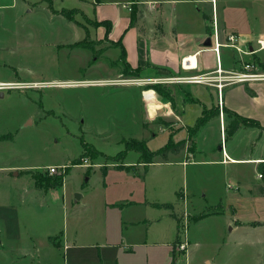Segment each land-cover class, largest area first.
<instances>
[{
  "label": "crops",
  "instance_id": "1",
  "mask_svg": "<svg viewBox=\"0 0 264 264\" xmlns=\"http://www.w3.org/2000/svg\"><path fill=\"white\" fill-rule=\"evenodd\" d=\"M46 2L49 3V1ZM109 3L111 2L93 0L91 6L92 15L90 16L89 10L81 7L77 9L71 8L77 10V13L70 20L61 14L62 9L66 8H62L61 10L54 9L51 0L48 4L47 16L51 18L56 26L51 32L58 38L61 35V30L64 28L68 34H74L75 36L64 39V42L56 38L53 44L57 47L67 44L71 47L70 49L81 47V54L88 65H94L97 62L102 64L103 62L101 63L99 60L100 57L112 54L114 59L112 60L113 67L117 61H121L123 66L126 64L131 69L138 71V77L125 80L119 79L123 75L122 72L117 68H112L110 65V68H107L109 76L106 77L94 76L79 78L77 80L49 79V81L33 80L30 78L29 80L19 79L30 83L43 82L46 84L45 87L19 90L39 91L44 88H63L64 86H82L94 89L126 88L125 90H132L137 95L139 103L136 114L139 116V120L151 122L159 118L160 122L168 123L169 127L171 123L177 125L178 128L180 127L176 132H173L175 134L170 135V138L174 142L186 140V149L178 153L168 154L166 159H156L157 155L152 158V162L145 163L138 159L137 154L127 160V162L126 160L125 162H112L109 165L108 163H94L96 167L99 166L100 168L102 179L99 191L101 193L96 205L97 214L93 212V216L90 217H96V220L101 224L99 234L103 237L104 241L100 244V247L105 250L106 258L102 259V262L99 264H171V262L172 264H191V261L196 256L197 247L194 250L193 248L188 249L186 246V250L182 251L181 257L177 255V252L179 253L180 251L175 250L176 241L174 242V233L176 221L177 219L180 220V216L183 218L189 216L197 217L209 211H213L212 215L214 216H222L223 210L226 208L231 213L236 212V201L248 204L247 206L251 204L259 208V210H264V130H261V127H264V82L233 84L223 88L219 95L217 89L203 83H174L170 84V86L176 85L178 88H184L185 92L175 96L171 95L168 101L161 99L156 93L153 94L151 92L150 95L149 91L144 90V87L149 82L154 84L155 78L162 76L196 75L214 69L216 52H213L210 46L206 47L203 44L208 38L206 26L209 29L212 28L214 21L222 40L224 39L222 34L226 36L230 31L238 29L241 32L246 31L247 34L245 33V35L239 34L244 36L247 41L254 42L257 38L264 37V30L260 32L255 31L254 28L249 26V22L241 29L237 21L233 22L229 20L224 14L226 10L230 9V1L226 0L224 2L221 1L222 8L218 6L217 0L215 2L214 0H137L129 5V7L132 6L133 10L136 11L137 19L134 26H130L129 24L131 14L128 12L129 9L125 12L118 6ZM144 5L148 6L145 8L143 7ZM78 14L85 16L92 23L109 20L112 24L111 29L106 34V27L103 24H93L92 27L83 25L80 20L77 21L74 17ZM204 15L207 16V19H204ZM81 29H84L86 34L83 38L76 40L75 34ZM105 41L109 43V46L103 47V49H106L104 51L101 50L103 51L102 56L97 55V52L94 51L93 43L90 42L104 43ZM78 42H85L86 46L78 45ZM121 48L124 50L123 59ZM48 52L46 54L50 56ZM218 52H220L222 67L226 69L232 68L233 51L221 46ZM94 53L96 56L93 55ZM258 54H255L253 57L257 59L259 66L264 69V55ZM188 55L195 56V68L184 70L180 67V62ZM94 56L95 58L93 59ZM29 74L32 75V72ZM4 80L15 81L13 79H0V81ZM211 110L219 113L221 110L222 112L223 110L228 111L249 119L257 125L246 126L241 124L232 135L225 138L224 120H222V116L220 118L218 113L217 116L210 118L202 125L201 129L194 135H190V129L195 122L207 111ZM98 114H103V112L98 111ZM213 125L218 127L219 134L216 140L213 141L214 144L212 146L205 147V137L208 131L215 129ZM141 129L140 139L142 140L143 137H146L148 129L142 127ZM157 132L164 133L165 130L159 127ZM156 135L157 133L154 136ZM175 136L177 137L176 139H174ZM14 138L15 135L10 132L0 134V172L8 171L7 173L10 174L5 175L4 172L0 173V181H6V179H13L14 181L26 180L28 188L32 181L35 192L31 193H34L36 197L40 194L38 193L40 191L44 194L51 192L54 188L50 189V184L48 185L49 187L39 184L40 182L38 183V178H36L37 175L35 176L30 171H26L27 167L23 164H5L6 154L10 156L14 154L11 148L13 141L7 140H14ZM148 139L144 140L147 141ZM148 149L150 150L149 147ZM133 152L132 150L127 151L122 159L126 158L127 154ZM135 153L137 152L135 151ZM81 155L75 161L79 159L82 161L84 159L87 160L86 155ZM65 165L51 166L63 168L61 176L63 177L67 172ZM72 165L89 167L84 162L82 164L73 163ZM244 165H251L252 172H254V178H250L248 181H245V175L239 169L240 166ZM51 166L43 170L45 171V173L43 172L44 175ZM188 166L193 167L191 169L195 171H203V168H206V177L209 183L212 179H216L219 183L217 188L220 192L217 195V201L211 206L209 211L205 210V204H202L203 200H199V198L195 202L194 215L192 211L186 209L184 198L186 189L183 187L181 189L178 188L177 181L181 179V181L185 182ZM112 167L116 171L112 174L113 185L111 190L108 191L109 186L108 182L106 184V178L109 177L108 173ZM103 168L104 172H102ZM231 171L233 172L232 177H230ZM118 172H124L123 176L125 177H123V180H135L138 177L140 184L134 187L131 182L125 185L121 184V176L117 175ZM259 174L262 175L261 178L258 177ZM148 178L151 179L150 183L154 188L161 190V192L166 193L169 197L158 200L148 198L144 194L146 193V187L142 184L146 182L147 186ZM156 178L158 181L155 180ZM63 179L64 177L62 178V183ZM42 181L45 183L47 180L43 179ZM200 187L198 188L202 192L200 198H204L207 196L208 190ZM175 191L177 202L181 203L179 210L176 209L175 198H173ZM85 193L83 190L80 191V194L77 193L75 195L76 199L82 198ZM162 204H170L172 208H166ZM0 208L4 209V211L1 210L0 212V254H3V257L5 254L2 252L5 250L6 252L13 253L14 258H16L15 262H18L19 258L24 259V257H27V253L32 248L35 249L39 244L43 243L50 247H60L63 245V249L66 250L76 245L80 248L84 246L77 241L83 236V231L78 232L76 230L71 235L63 234L61 230L54 231L53 233H41L44 241H40L39 243H36V240H38L36 233L31 235L25 233L22 235V238L18 235L19 239L22 240L19 244L16 241L18 238H13L16 236H12L9 233L7 235L1 234L4 226H7L8 223L16 224L17 222L14 218L6 217L7 212L10 210L9 205L6 206V204L0 203ZM135 208H141L143 214L135 217L133 210ZM148 208L152 210L154 208L158 210L162 209V212L155 214L148 210ZM174 214L176 217L173 218L172 215ZM83 215L87 216V213ZM203 218L199 219L203 220ZM168 219L174 220L169 222L170 220ZM33 220L34 216L31 218L30 223ZM225 222L228 226L229 221L225 220ZM242 231L251 233L250 239L256 240L254 237L257 236L258 240L261 241V238H264V217L255 219L250 216L246 220L237 218L233 221L227 232L240 233ZM186 239L185 241L187 242ZM227 239H229L228 235L222 236L221 242H228ZM53 240H56L57 245L53 244ZM262 240L264 242V239ZM193 244L195 245L196 242L194 241ZM256 244L254 242L253 246ZM174 253L177 256H174ZM78 255L75 254L73 257V260H76L73 261V264H92L80 263ZM9 257L10 261L6 264H11L12 262L11 254H9ZM200 264L217 263L213 257L205 256Z\"/></svg>",
  "mask_w": 264,
  "mask_h": 264
},
{
  "label": "rangeland",
  "instance_id": "2",
  "mask_svg": "<svg viewBox=\"0 0 264 264\" xmlns=\"http://www.w3.org/2000/svg\"><path fill=\"white\" fill-rule=\"evenodd\" d=\"M46 1L49 0H0V79L29 80L30 78L49 81V79L77 80L94 76L106 77L109 76L107 68H110V65L122 72L123 75L119 79H132L139 76L138 71L123 66L121 61H117L113 67L112 54L101 55L106 49H103V47L109 46L107 41L104 43L90 42L93 43L97 55L102 56L99 60L103 63L97 62L94 65H88L81 54V47L70 49L71 47L67 44L60 47L54 46L53 42L57 37L53 35L51 30L56 26L51 18L47 16L49 3ZM92 1L52 0V6L58 10L81 7L89 10L90 16L92 15ZM104 1L111 2L127 12L125 5L134 3L137 0ZM221 1L224 2V0H217L220 8H222ZM226 1H230V9L226 10L224 14L229 20L237 21L241 29L249 22V26L254 28L255 31L264 30V0ZM147 6L144 5L143 7L146 8ZM73 13L75 14V12ZM74 17L77 21L80 20L83 25L91 27L93 25L85 16L78 14ZM235 32L243 35L246 33V31L241 32L238 29ZM60 34L57 38L59 41L75 37L74 34H68L64 28ZM85 34L84 29L79 30L75 34L76 40L83 38ZM222 36L225 37L224 34ZM47 52L50 56L46 54ZM258 55H264V51H260ZM255 60L257 59L255 58ZM29 71L32 72V75L29 74ZM170 84L174 83L170 82ZM170 84L160 81H155L154 84L149 82L144 90L149 91L150 95L151 92L156 93L165 101H168L171 95L175 96L185 92L184 88H178L176 85L170 86ZM125 89L64 86L63 88L49 87L39 91H4V97L0 98V134L10 132L15 135L14 140H7L13 141L11 148L14 154L11 156L6 154L5 164H23L27 167L26 171H30L35 176L37 175L36 178H38L37 182H40L39 184L54 189L46 194L36 190L40 193L36 197L34 193H31L35 192L32 181L29 188L26 185V180L6 179V181H0V203L6 204V206L9 205L10 210L9 213L7 212L6 217L14 218L17 222L16 224L8 223L7 226H4L1 234L7 235L9 233L16 236L13 238H18L16 241L20 244L22 240L19 239L18 235L22 238L25 233H29V235L36 233L38 237L36 243H39L44 241L41 233H53L61 230L63 234L71 235L74 230L83 231V236L77 241L84 246L80 248L76 245L66 250L63 249V245L50 247L43 243L35 249L32 248L27 253L28 256L24 259L19 258L18 262H15L16 258H14L13 253L4 250L2 252L5 254L4 257L3 254H0V264H6L10 261L9 254L12 256L11 264H73V261H76L73 260L75 254H79L80 260L78 261H81L80 263L99 264L102 259L106 258L105 250L100 247V244L104 241L99 234L101 224L96 220V217H90L93 216V212L97 214L96 205L101 193L99 191L102 179L100 168L99 166L96 167L94 163H108L109 165L112 162H125V160L127 162L130 158L136 156L137 153L133 149H136L138 145L133 143L132 140H141V127L149 131L142 140L149 138L146 144L150 150H157L164 146L170 135L175 134L173 132L180 128L172 123L169 127L168 123L160 122L159 118L151 122L139 120L140 118L136 114L139 103L137 95L134 91ZM98 111H102L103 114H98ZM213 112L211 110L206 113L212 114ZM221 112H218V115H220V118L222 116V120H224L223 127L226 130L235 116L234 113L228 111L223 110ZM159 127L164 129L165 132H157ZM213 127L214 130L207 132L204 141L205 147L212 146L213 141L216 140L219 134L218 127L214 125ZM156 133L157 135L154 136ZM176 138L175 136L174 139ZM127 140H130V142H127ZM82 142L86 146H83ZM125 144L130 146L134 152L127 154V157L122 159L124 155L117 154V152L125 149ZM90 149H97L98 152L96 154L92 153L89 151ZM82 152L87 157L86 162L81 159L75 161ZM138 157L141 160L139 154ZM156 159L162 158L157 156ZM83 162L87 163L89 167L72 165L73 163L82 164ZM62 164H66L67 172L63 176L61 187L58 188L51 183L49 185L47 181L45 183L42 181L43 179L47 180L48 178L62 176L63 168L61 167H56V172L52 174L46 171L44 175L45 171H43L48 166H62ZM191 168L193 167L188 166L185 182L179 179L177 184L178 188L183 187L186 189L184 197L186 209L192 211L194 215L195 202L198 198L203 200L202 204H205V210L209 211L217 201L216 198L220 191L217 188L219 183L216 179H212L209 183L206 177V168H203V171H195ZM239 169L240 172L244 173L245 181L254 178L251 165L240 166ZM115 171L116 169L112 167L108 173L109 177L106 178V184L108 182L109 186L108 191L111 190L113 185L112 174ZM7 172H4L5 175L9 174ZM25 173L27 174V172ZM123 173H117L121 176V184L125 185L131 182L133 187L140 184L138 177L135 180H123V177H125ZM232 176L233 172L231 171L230 177ZM155 180L158 181L157 178ZM150 181L151 179L148 178L147 186L146 182L143 181L144 183H142L146 187V193L144 194L148 198L158 200L169 197L166 193L154 188ZM199 186L208 190L207 196L204 198H200L202 192L199 191ZM82 190L86 193L82 198L76 199L75 195L80 194ZM176 190L178 189L176 188ZM173 198H175L176 209L179 210L181 203L177 202L176 191ZM247 205L236 201V212L232 211L234 214L227 211L226 208L223 210L222 216L209 214L204 216L203 220L192 216L186 217L185 220L180 216V220H175L174 242L184 241L187 238L188 249L193 248L195 250L197 247L196 256L191 264H200L205 256L213 257L217 264H264L263 237L259 241L257 236L254 237L256 240L250 239L251 233L243 231L240 233L227 232L237 218L246 220L250 216L255 219L264 217V210H259L251 204ZM1 210L4 211L0 208V212ZM133 210L135 217L143 214L141 208ZM148 210L155 214L162 212V209L154 208L152 210L148 208ZM86 213L87 216H84L83 214ZM33 216L34 220L30 223ZM225 220L229 221L228 226ZM225 235L229 237L228 242H221L222 236ZM55 241L53 240V244L57 245ZM194 241L196 242L195 245L193 244ZM254 242L259 246L257 244L253 246ZM181 253L177 252V255L181 257Z\"/></svg>",
  "mask_w": 264,
  "mask_h": 264
},
{
  "label": "built area",
  "instance_id": "3",
  "mask_svg": "<svg viewBox=\"0 0 264 264\" xmlns=\"http://www.w3.org/2000/svg\"><path fill=\"white\" fill-rule=\"evenodd\" d=\"M130 4L125 5L127 9L131 10ZM207 36L211 39L210 49L216 52V63L215 68L210 71L201 72L196 75H170L155 78V81H160L162 83H197L206 84L213 86L217 89L218 95L221 90L225 87L231 86L233 84H246L253 82H264V69L259 66L255 57V54L260 51H264V37L257 38L254 42L247 41L244 36L235 31H230L226 34L224 39H221L217 31V27L214 25L209 29ZM224 46L231 51H233V67L226 69L222 67L220 62V52H218L219 47ZM180 67L182 69H192L195 68V56H185L180 62ZM153 81V82H155ZM46 84L43 82L30 83L22 80L15 81H0V92L4 93L6 90H19V89H31L34 87H45ZM86 162V159L83 160ZM50 174L56 172V167L51 166L48 169ZM259 178L262 177L261 174L258 175ZM185 219V218H184ZM186 220V219H185ZM187 242L178 241L175 243V250L185 251Z\"/></svg>",
  "mask_w": 264,
  "mask_h": 264
},
{
  "label": "trees",
  "instance_id": "4",
  "mask_svg": "<svg viewBox=\"0 0 264 264\" xmlns=\"http://www.w3.org/2000/svg\"><path fill=\"white\" fill-rule=\"evenodd\" d=\"M51 0H49V3H50ZM132 8V6H131ZM134 8H132L130 10V19H129V24L130 26H134L135 25V22H136V11L133 10ZM77 13V10H74V9H70V10H66V9H62L61 11V14H63L67 19H70L72 20L73 19V15L74 13ZM204 19H207V16L204 15ZM94 25H101L103 24L105 27H106V34L110 31L111 29V22L108 20V21H101V22H93ZM209 32V27L206 26V33ZM119 43V41H118ZM78 45H85V42H78ZM124 50L121 48V54H122V59H123V54ZM234 61V60H233ZM125 66L128 68L129 66L125 64ZM156 86V85H155ZM218 112L217 111H214L212 114H207L205 113L204 115L201 116V118H199L195 124L191 127V131H190V135H194L199 129H201L202 125H204L210 118L214 117V116H217ZM234 119H232V121L230 122L228 128L226 129V135H225V138L226 137H229L230 135H232V133L238 128L239 125L243 124V125H257L255 122L249 120V119H245L239 115H236L234 114ZM261 130H264V127L262 126L261 127ZM133 143L137 144L138 147L136 149H133L134 151L137 152V154H139V156L141 157V160L145 163H150L152 162V158L155 157V156H160L162 159H166L167 155L168 154H172V153H178L180 152L181 150L183 149H186V140H182V141H178V142H174L173 140H171V138L168 139V141L165 143L164 146L158 148L156 151H150L147 147V144H146V141L145 140H135L133 139L132 140ZM127 142H130V140H127ZM82 145L83 146H86L85 143L82 142ZM126 145V148L117 152V154H122L125 155L127 153V151L129 150H132V148L130 146H128L127 144ZM86 149L88 148L85 147ZM85 149V150H86ZM90 152L92 153H97L98 150L97 149H93V150H89ZM85 152V151H84ZM86 153V152H85ZM99 154V153H98ZM148 155V156H146ZM121 166V165H120ZM102 172H104V168L102 170ZM62 178L61 176H57V177H52L51 178H48L47 179V182L52 185H56V186H61L62 185ZM164 207L166 208H172L170 204H162ZM213 211H209L208 213H204L203 215H200V216H197L196 219H199V218H202L204 217V215H207V214H212ZM172 217H176L175 214L172 215ZM178 242V241H176ZM173 262H174V259H173ZM172 264V262H171Z\"/></svg>",
  "mask_w": 264,
  "mask_h": 264
},
{
  "label": "water",
  "instance_id": "5",
  "mask_svg": "<svg viewBox=\"0 0 264 264\" xmlns=\"http://www.w3.org/2000/svg\"><path fill=\"white\" fill-rule=\"evenodd\" d=\"M203 44H204V46L209 47L211 45V39H210V37H208ZM3 95L4 94L2 92H0V98H2Z\"/></svg>",
  "mask_w": 264,
  "mask_h": 264
}]
</instances>
